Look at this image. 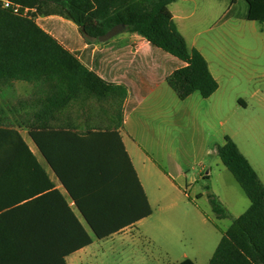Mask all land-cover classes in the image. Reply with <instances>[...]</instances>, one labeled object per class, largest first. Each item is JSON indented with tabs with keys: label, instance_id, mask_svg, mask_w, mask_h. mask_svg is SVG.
<instances>
[{
	"label": "trees",
	"instance_id": "1",
	"mask_svg": "<svg viewBox=\"0 0 264 264\" xmlns=\"http://www.w3.org/2000/svg\"><path fill=\"white\" fill-rule=\"evenodd\" d=\"M10 1L35 13L23 16L0 6V88L23 81L33 84L36 95L0 108V264H65L63 258L91 244V236L107 238L152 210L117 132L107 131L114 139L103 141L94 127L83 130L80 124L82 114L90 117L104 99L122 105L126 88L90 71L37 25L36 13L52 2L87 38L97 40L118 24L142 36L150 47L183 62L166 77L179 100L195 92L207 99L218 83L203 56L189 50L178 32L168 9L173 0ZM231 2L217 26L230 18L264 26V0ZM6 109L12 122L3 117ZM8 124L28 130L73 209ZM216 154L249 206L223 233L208 264H264V185L230 138ZM208 201L217 218L228 217L215 196L208 195Z\"/></svg>",
	"mask_w": 264,
	"mask_h": 264
},
{
	"label": "crops",
	"instance_id": "2",
	"mask_svg": "<svg viewBox=\"0 0 264 264\" xmlns=\"http://www.w3.org/2000/svg\"><path fill=\"white\" fill-rule=\"evenodd\" d=\"M210 1L212 0H173L168 5V9L178 32L185 40L187 48L189 50L194 49L203 56L211 75L216 80V76L213 74L208 62L209 60L204 52L216 46L215 40L211 37L212 30L225 26L224 29H226L233 22L239 21V25L248 26L254 35H259L263 34L262 30H264V26L261 25L262 27H259L261 31H258L257 25L259 23L236 18H230L220 26H216V20L208 22L207 26H202L199 23L201 22V13L206 14L210 6L214 5ZM222 1L224 4H222L221 17L232 5L231 0ZM35 22L42 30L55 38L67 50L80 59L98 77L115 85L123 86L127 90V95L122 105L116 102L115 99L108 98L103 100L101 109H93L95 113L91 114L90 117L82 114L80 118L82 129L84 130L86 126L94 127L91 131H99L101 133L99 139L103 141L114 139L113 135H110L108 132H117L150 207L151 201L147 189L151 191L155 198L153 189L159 187L160 182L158 181L162 176L167 178L173 184L174 188L178 190L181 185L174 184L173 180L167 177L165 172H163L151 157L167 156V152L172 148V144L178 138L179 129L183 128V122L186 117L193 118L195 119L194 121H204L205 123H210L211 120L215 119V116L220 114H223L225 119L230 118L229 113L231 110L225 109L224 106L226 105L214 99L219 90V84L216 92L207 99L202 98L199 93L195 92L185 100H179L168 86L166 77L176 68L183 66V62L159 49L150 47L142 36L124 31L106 42H99L98 40L87 38L81 33L80 28L76 24L65 18L59 6L52 2L45 4L42 7L41 13H36ZM12 84V88L7 89L2 87L0 90L3 93L6 91L10 94L14 93L17 98L15 100L16 104L20 100L35 98L36 90L33 84L23 81H16ZM21 86L23 88L20 90L26 89V92L20 93L18 89ZM257 94L255 92L253 96H257ZM186 102H189L193 108V110L187 113L184 105ZM236 102L238 109L247 110L248 103L245 100L239 98ZM11 105L14 104L10 103L7 106L10 107ZM20 113L23 114V112ZM199 117H202L203 120ZM121 118L122 122L120 120ZM12 121L13 118L10 117L6 122ZM240 124V142H237V135L229 134L225 129V134L221 136L222 142L220 145H216V142L206 144V137H203V135L200 137L194 136L195 139H198L196 140L198 145L195 146V152H204L207 155L216 154V148L223 145L225 137H228L235 143L240 153L247 159L259 180L264 185V108L263 115L259 116V118H251L250 120H245V122L242 120ZM11 126L8 124L7 127L19 133L37 162L49 175L50 180L55 185V189H58L63 194L69 206L73 209V203L33 143L28 134V130L24 127ZM141 142L145 143L144 146H142ZM176 173L181 183H183L182 185L185 187L195 183L197 180L193 178L190 182L187 173L182 172L181 169H176ZM199 176L202 179H208L211 177V170L206 172L205 175L202 174ZM206 194V191L205 193H197V200H202L206 197ZM220 203L227 210V207L222 202ZM74 212L85 226L82 218L75 210ZM199 214L198 218L203 219L204 222L209 221L203 213ZM148 217L107 238L97 240L91 236V244L63 258L65 264H157L158 258L153 253H144L140 260L132 256L135 253L132 247L136 242L130 234L134 228ZM144 233V237L149 239L150 242L156 243L154 236L148 232V234L146 232ZM106 241L112 243L110 249L103 248V244H105L103 242ZM116 244L121 245V250L123 247L125 250L126 246H128L130 255L123 256L124 252L115 250ZM163 253L165 256L169 255L165 250ZM185 259H189V257L183 254L182 260H177L172 262V264H177ZM193 263L196 264L194 261Z\"/></svg>",
	"mask_w": 264,
	"mask_h": 264
},
{
	"label": "rangeland",
	"instance_id": "3",
	"mask_svg": "<svg viewBox=\"0 0 264 264\" xmlns=\"http://www.w3.org/2000/svg\"><path fill=\"white\" fill-rule=\"evenodd\" d=\"M210 2L214 5L210 6L206 14L201 13L199 23L202 26H207L212 20L217 22L221 17L224 2L222 0ZM238 23L239 21L233 22L226 29H224L226 26L213 29L211 37L215 40L216 46L211 47L209 51H204L219 84V90L214 99L226 105L225 109L231 110L230 118L225 119V116L220 114L210 123H205L186 117L183 128L179 129L178 138L167 152V156L151 157L167 177L181 187L177 190L167 178L162 176L159 181L157 180L160 182L159 187L153 189L155 198L147 189L152 213L130 234L136 242L134 248L132 247V250H135L132 256L138 260L144 253H153L158 258L157 264L170 262L172 264L182 260L183 254H186L196 264H207L223 233L232 221L248 208L247 197L229 170L221 164L218 156L195 152L198 139L194 137L203 135L206 137V144L216 142V145H220L221 136L225 134L226 129L229 134L237 135V142H240L242 120L245 122L263 115L264 30H262L263 34L254 35L248 26ZM258 25L259 31L262 26ZM22 88L21 86L17 89L20 93L26 92V89L20 90ZM255 92L258 93L257 96H253ZM239 98L248 103L247 110L237 108L236 100ZM16 99L14 93L10 94L7 91L3 93L0 90V108L7 107L10 103L16 104ZM184 105L186 113L193 110L189 102ZM12 116L13 114L6 109L3 117L12 118ZM199 118L203 120L202 117ZM27 140L29 142L28 138ZM141 144L144 146L145 143L141 142ZM176 169L187 173L190 182L196 178V182L188 187L183 186ZM209 170H211L210 178L202 179L199 176L205 175ZM205 191L206 197L197 200L196 194L205 193ZM208 194L215 196L227 207L226 219L216 217L208 201ZM199 213H203L209 221L204 222L203 219L198 218ZM144 232L154 236L156 243L144 237ZM103 243H105L104 249L112 247L109 241ZM115 246L117 248L115 250L124 252L123 256L130 255L128 246L125 250L124 247L120 249L121 245ZM164 250L169 253L168 256H165ZM119 256L121 257L120 254Z\"/></svg>",
	"mask_w": 264,
	"mask_h": 264
},
{
	"label": "built area",
	"instance_id": "4",
	"mask_svg": "<svg viewBox=\"0 0 264 264\" xmlns=\"http://www.w3.org/2000/svg\"><path fill=\"white\" fill-rule=\"evenodd\" d=\"M0 6L3 9L10 10L15 14H21L23 16H31L32 13H35V9L22 7L17 3H13L10 0H0Z\"/></svg>",
	"mask_w": 264,
	"mask_h": 264
},
{
	"label": "water",
	"instance_id": "5",
	"mask_svg": "<svg viewBox=\"0 0 264 264\" xmlns=\"http://www.w3.org/2000/svg\"><path fill=\"white\" fill-rule=\"evenodd\" d=\"M80 30H82V27H80ZM125 31V27L121 24L113 26L109 31H107L105 34L98 37L99 42H106L109 39L119 35L120 33Z\"/></svg>",
	"mask_w": 264,
	"mask_h": 264
}]
</instances>
